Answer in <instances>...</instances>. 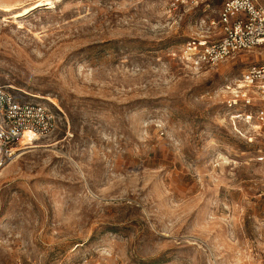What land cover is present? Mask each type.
<instances>
[{
  "label": "rangeland",
  "instance_id": "374dc122",
  "mask_svg": "<svg viewBox=\"0 0 264 264\" xmlns=\"http://www.w3.org/2000/svg\"><path fill=\"white\" fill-rule=\"evenodd\" d=\"M171 1L0 0V86L58 116L0 169V264H264V140L230 105L264 51L192 66L224 0Z\"/></svg>",
  "mask_w": 264,
  "mask_h": 264
},
{
  "label": "built area",
  "instance_id": "2783aa9c",
  "mask_svg": "<svg viewBox=\"0 0 264 264\" xmlns=\"http://www.w3.org/2000/svg\"><path fill=\"white\" fill-rule=\"evenodd\" d=\"M204 0H172L171 7L198 5ZM221 36L212 41L192 40L183 57L199 68L220 64L242 52L261 48L264 51V7L258 0H224L219 14ZM234 98L230 105H243L240 117L252 126L255 136L264 140V60L250 64L234 80ZM58 127V116L46 103L21 100L0 86V169L9 164L34 137L51 134ZM36 140V139H33ZM32 140V141H33ZM259 160L264 161V147ZM119 264V263H116Z\"/></svg>",
  "mask_w": 264,
  "mask_h": 264
},
{
  "label": "bare ground",
  "instance_id": "6f19581e",
  "mask_svg": "<svg viewBox=\"0 0 264 264\" xmlns=\"http://www.w3.org/2000/svg\"><path fill=\"white\" fill-rule=\"evenodd\" d=\"M30 138H40V137H34L32 134L27 133L23 139V142H25L26 140L30 139ZM24 149V148H23Z\"/></svg>",
  "mask_w": 264,
  "mask_h": 264
}]
</instances>
